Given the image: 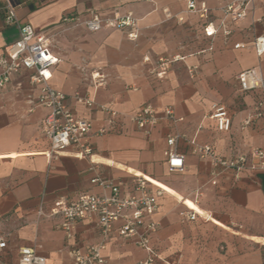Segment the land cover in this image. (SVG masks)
<instances>
[{
    "label": "crops",
    "instance_id": "1",
    "mask_svg": "<svg viewBox=\"0 0 264 264\" xmlns=\"http://www.w3.org/2000/svg\"><path fill=\"white\" fill-rule=\"evenodd\" d=\"M196 2L207 5L206 21L187 13L185 0H15L19 22L50 41L56 60L52 88L94 101L87 108L68 98L76 117L91 120L95 129L105 119L98 106L130 114L151 105L160 114L169 106L182 120L160 121L145 135L119 117L113 131L91 135L94 164L68 154L48 159L49 143L41 133L48 110L35 103L39 89L29 82L32 73L19 72L0 90V238L6 242L0 264H18L22 247H34L45 264H72L71 246L83 250L97 244L98 228L94 221H78L67 240L57 228L60 217L49 215L53 202L73 201L83 193L100 195L91 183L95 176L119 185L121 197L130 196L135 174L165 185L176 196L162 190L154 213L146 218L157 222L150 236L157 254L153 264H264V171L216 174L210 159L195 155L189 143L209 146L224 159L253 148L264 151V116L244 124L260 92H240L236 81L247 69L264 76V54L257 57L252 47L255 37L264 36V0H252L244 19L226 20L228 36L219 31L213 37L204 35L203 25L218 27L225 1ZM3 4L0 0V57L19 37L16 26L3 25ZM126 13L137 19L135 39L128 30L88 32L75 21H63ZM234 44L243 47L234 49ZM160 57L171 61L164 75L156 68ZM95 72L104 82L98 87L91 80ZM213 104L227 109L228 131L219 130L209 117ZM176 133L184 136L176 144L183 168L170 172L166 138ZM185 200L217 223L203 216L184 220L191 210ZM119 225L113 226L102 253L105 264L144 260L146 253L134 240L120 237Z\"/></svg>",
    "mask_w": 264,
    "mask_h": 264
},
{
    "label": "built area",
    "instance_id": "2",
    "mask_svg": "<svg viewBox=\"0 0 264 264\" xmlns=\"http://www.w3.org/2000/svg\"><path fill=\"white\" fill-rule=\"evenodd\" d=\"M225 5L222 7L223 18L217 28L210 23H204L203 33L206 37H213L217 32L224 36L230 34L227 27L230 23H236L245 18L247 8L252 0H222ZM1 8L2 22L4 26H16L18 28V39L6 49L0 57V90L3 89L11 79L19 72L25 70L32 74L29 82L39 89L35 103L48 110L42 120L41 133L49 143L44 152L48 159H55L63 154L83 159L87 158L92 164L93 146L90 141L91 135L103 136L113 131L117 125V118L127 119L134 127L147 135L150 129L160 121L172 123L181 121V118L174 116L171 107H165L161 114L151 105H145L130 114H119L109 105L98 106V110L105 115L103 123L93 128L89 119L78 118L67 105V99L71 98L76 103L87 108L94 106V101L88 96L73 94L66 96L64 93L55 90L50 85L51 69L56 60L50 53V41L43 34L36 32L29 24H22L16 16L15 0H3ZM185 11L188 14L196 15L200 20L206 21L208 8L205 2L197 3L196 0H185ZM181 21V18H178ZM64 22L75 21L77 25L83 26L88 32H97L101 29L128 30V37L136 38L138 31L137 19L132 13L123 15L101 16L93 14L90 18L79 21L73 17L63 18ZM242 44H234L233 48H242ZM255 55L261 57L264 54V36L260 35L252 41ZM144 61H148L144 58ZM171 61L166 58L156 60L158 75H164L169 68ZM93 87L104 84L102 76L97 72L91 74ZM240 92L258 91L260 97L251 108V113L244 124L249 125L254 120L264 116V76L255 69H247L236 76ZM209 117L214 120L221 131H228L230 119L227 109L219 104H213L210 108ZM184 139L178 133L169 135L166 138L167 157L166 165L170 172L180 171L183 168V158L176 150V144ZM192 152L200 158L210 159L216 174L231 171L235 177L246 169L264 171V151L253 148L246 155H238L231 159H224L218 156L209 146L199 145L191 140ZM134 193L127 197L120 196L119 185L106 181L98 176L91 179L100 190V195L83 193L73 201H66L62 198L53 202L49 215L59 216L60 222L57 228L64 234L67 240L73 236L75 224L78 221H94L98 228L99 242L95 245L80 249L72 245L69 256L72 264H105L102 253L106 248L108 237L116 223H119L118 233L123 239L134 240L135 244L145 251L146 258L134 264H153L157 254L150 244V236L157 227V222L146 221L150 217L157 204V196L161 189L153 191V186L143 178L135 177ZM41 214V208L38 210ZM200 216L193 210L183 215L184 220L193 221ZM204 220L207 219L203 216ZM6 248V242L0 238V250ZM18 264H45V258L37 254L34 247H22L18 251Z\"/></svg>",
    "mask_w": 264,
    "mask_h": 264
},
{
    "label": "bare ground",
    "instance_id": "3",
    "mask_svg": "<svg viewBox=\"0 0 264 264\" xmlns=\"http://www.w3.org/2000/svg\"><path fill=\"white\" fill-rule=\"evenodd\" d=\"M44 155V154H43ZM134 176L136 177H139L140 174H135ZM144 180H146L147 182H149L150 184H152L153 186H156L158 188H160L161 190L167 192L168 194H171V195H174V192L172 190H170L168 187H166L165 185L163 184H160L159 182H156L155 180L151 179V178H148V177H143ZM176 193V192H175ZM176 197V196H175ZM179 198V197H178ZM181 198V197H180ZM179 198V199H180ZM184 204L190 208L191 210L195 211L196 213H198L200 216H204L205 218H207L208 220H211V218L206 215L204 212H202L194 203H192L191 201L189 200H185L184 201ZM213 221V220H211ZM214 223H217L215 221H213ZM253 237V236H252ZM256 240V239H255ZM261 242V241H260ZM264 242V240H263Z\"/></svg>",
    "mask_w": 264,
    "mask_h": 264
}]
</instances>
